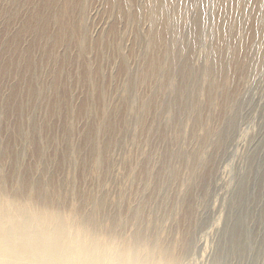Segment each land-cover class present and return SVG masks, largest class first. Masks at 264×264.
<instances>
[{
    "label": "rangeland",
    "instance_id": "rangeland-1",
    "mask_svg": "<svg viewBox=\"0 0 264 264\" xmlns=\"http://www.w3.org/2000/svg\"><path fill=\"white\" fill-rule=\"evenodd\" d=\"M246 1L0 0V264L220 263L255 152L233 216L254 219L256 263L264 32Z\"/></svg>",
    "mask_w": 264,
    "mask_h": 264
},
{
    "label": "bare ground",
    "instance_id": "bare-ground-1",
    "mask_svg": "<svg viewBox=\"0 0 264 264\" xmlns=\"http://www.w3.org/2000/svg\"><path fill=\"white\" fill-rule=\"evenodd\" d=\"M149 1L151 2V0H148V3ZM156 1H159V0H156ZM246 6H247L246 16L250 20L249 33L251 34L253 38L262 36L264 32V0H261V1L260 0L259 1L247 0ZM155 68L156 66L152 65V71L155 70ZM262 152L264 151L262 150ZM256 157H257V154L255 152L252 154V157L250 158V161H249L251 166H253L254 162L257 160ZM251 166L249 168L250 170H251ZM250 170L240 180L237 186V189H236V193H235L236 196L234 200L232 201V203L230 204V208L227 214L228 225L224 227L225 231L223 233V237L220 239L221 248L219 250L221 252L220 253L221 257H219V259L221 258V262L220 263L218 262L217 264H234L235 258H239V260L235 264H242L244 259H246L248 256H250V259H251L252 255L251 253L249 254V252L254 250L253 244H255L254 242L258 239V235H260L259 231H257L256 228H254L253 226H250V223L253 222L254 220L253 217L249 218V216H245V214H243V211L241 210L237 212L235 218L233 216L234 208L236 207L243 208L249 205L250 203V197H248V187L250 185V180L252 179V176H250L251 175ZM242 199H246V202L244 203L240 202V200ZM253 199L255 200V197H253ZM262 199H264V197ZM262 199L259 200L258 203H262ZM260 214H261L260 215L261 218H263L264 217V205L261 208ZM20 216L21 217L23 216L21 212H20ZM263 237H264V232H263ZM50 245H51V248H55L54 241ZM258 252H260L261 254H257L256 256H254V258H256L255 264H258L259 261L260 262L262 261L261 264H264V243L261 244ZM222 259L224 260L222 261Z\"/></svg>",
    "mask_w": 264,
    "mask_h": 264
}]
</instances>
